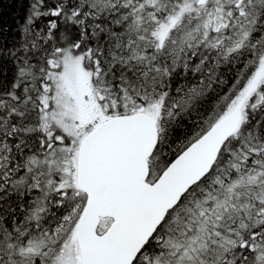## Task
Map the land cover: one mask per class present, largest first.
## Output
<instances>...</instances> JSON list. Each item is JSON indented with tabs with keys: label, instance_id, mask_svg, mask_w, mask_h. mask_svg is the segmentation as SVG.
Here are the masks:
<instances>
[{
	"label": "snow or ice",
	"instance_id": "obj_1",
	"mask_svg": "<svg viewBox=\"0 0 264 264\" xmlns=\"http://www.w3.org/2000/svg\"><path fill=\"white\" fill-rule=\"evenodd\" d=\"M0 0V264H264V0Z\"/></svg>",
	"mask_w": 264,
	"mask_h": 264
},
{
	"label": "trees",
	"instance_id": "obj_2",
	"mask_svg": "<svg viewBox=\"0 0 264 264\" xmlns=\"http://www.w3.org/2000/svg\"><path fill=\"white\" fill-rule=\"evenodd\" d=\"M7 3H8V0H4V7L2 9V11H3V19H4L5 22L11 23L12 22V15L15 12V6L13 5L12 8H8L7 7Z\"/></svg>",
	"mask_w": 264,
	"mask_h": 264
}]
</instances>
